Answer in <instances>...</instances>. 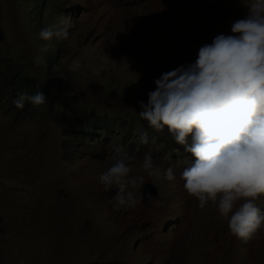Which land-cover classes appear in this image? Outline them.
<instances>
[{
	"label": "rangeland",
	"instance_id": "rangeland-1",
	"mask_svg": "<svg viewBox=\"0 0 264 264\" xmlns=\"http://www.w3.org/2000/svg\"><path fill=\"white\" fill-rule=\"evenodd\" d=\"M49 1L44 27L30 16L35 0H0V51L11 45L17 61L35 71L33 58L47 55L38 52L41 45L57 54L50 73L40 65L38 80L52 82V108L0 107V264H264V228L241 240L216 205L199 208L180 178L195 158L183 160L174 150L183 146L170 141L168 129L150 127L139 115L161 74L194 63L200 47L231 34L233 22L247 15L245 0ZM65 20L69 38H58V51L55 36L44 41L39 32ZM76 60L80 68L72 71ZM86 111L107 118L114 136L87 133L93 146H79L85 136H73L79 148L69 157L62 116ZM150 128L161 141L141 145ZM117 147L130 157V175L159 191L145 203L141 185L139 203L119 211L117 189L99 181ZM146 154L159 175L141 167ZM169 167L173 181L164 175ZM255 204L264 213V196Z\"/></svg>",
	"mask_w": 264,
	"mask_h": 264
},
{
	"label": "clouds",
	"instance_id": "clouds-1",
	"mask_svg": "<svg viewBox=\"0 0 264 264\" xmlns=\"http://www.w3.org/2000/svg\"><path fill=\"white\" fill-rule=\"evenodd\" d=\"M245 3L247 15L233 22L230 35L215 36L200 47L194 63L155 80L148 102H140L139 115L150 127L168 129L183 146L174 148L183 160L195 158L180 176L185 190L201 209L209 202L216 205L220 216L228 220L231 234L246 241L264 228V213L255 204L264 196V0ZM70 28L65 20L55 31L42 29L39 37L66 40ZM47 51V45L38 49L39 53ZM33 61L36 66L45 63L43 55ZM79 68V61H73L71 70ZM46 101L42 91L20 92L13 104L23 109L26 102L40 106ZM141 140V145L149 142L146 134ZM153 141L157 145L161 140ZM166 144L168 148V139ZM115 151L114 163L99 181L105 190L117 189L114 210L119 211L139 203L135 190L143 185L144 177L131 176L130 157L119 147ZM141 167L149 176L160 174L151 155H145ZM164 175L168 181L176 179L171 167Z\"/></svg>",
	"mask_w": 264,
	"mask_h": 264
},
{
	"label": "trees",
	"instance_id": "trees-1",
	"mask_svg": "<svg viewBox=\"0 0 264 264\" xmlns=\"http://www.w3.org/2000/svg\"><path fill=\"white\" fill-rule=\"evenodd\" d=\"M35 1L37 4L30 16L32 19L40 20L41 24L46 27L49 24L46 21L49 20L52 14L51 10H49L50 1ZM0 34L5 36V33ZM54 43L56 44V50H61L60 40L57 37L54 38ZM54 53L55 51H50L48 49L47 55L44 57L47 68L42 74H48L51 72V67L57 57V54ZM23 57L26 58V56ZM38 67V71H35V66L17 61L11 45H9L8 48H5L4 52L0 51V107L5 113L9 111L29 113L31 111H40L53 107V101L57 97L53 93L52 82L49 80L38 81L40 78V66ZM38 91H42L46 96L47 101L45 104L35 106L30 102H26L23 109H18L13 104V100L16 99L18 93L24 92L28 95H34ZM66 118L67 120H65L64 115L62 116L65 133L68 134L65 150L69 157L70 155H73L74 152H78L77 148H79L81 142L93 146L96 140L95 138H92L87 141V133L93 132L95 136H103L106 139H109L107 138L109 136H114L111 135L113 130H110L109 128L110 123L108 119H101V117L95 115L91 111L79 112L72 116L66 115ZM120 127L121 132L127 130L123 125ZM149 130L150 131H145L144 135H147V140H149L148 144L150 145L154 142L153 140L159 138L153 132V128H150ZM80 133L85 137L82 140L80 139L79 146L74 147L72 144L73 136H79ZM123 137L124 136H122V138Z\"/></svg>",
	"mask_w": 264,
	"mask_h": 264
},
{
	"label": "water",
	"instance_id": "water-1",
	"mask_svg": "<svg viewBox=\"0 0 264 264\" xmlns=\"http://www.w3.org/2000/svg\"><path fill=\"white\" fill-rule=\"evenodd\" d=\"M158 193V188L150 183L144 184L141 188V197L145 203H147L151 198L156 197Z\"/></svg>",
	"mask_w": 264,
	"mask_h": 264
}]
</instances>
